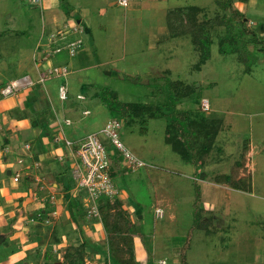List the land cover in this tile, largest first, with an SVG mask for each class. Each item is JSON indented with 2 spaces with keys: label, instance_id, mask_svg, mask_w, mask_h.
Masks as SVG:
<instances>
[{
  "label": "rangeland",
  "instance_id": "1",
  "mask_svg": "<svg viewBox=\"0 0 264 264\" xmlns=\"http://www.w3.org/2000/svg\"><path fill=\"white\" fill-rule=\"evenodd\" d=\"M40 3L0 0V87L18 75L21 57L33 62L32 53L45 30L68 35L64 46L52 44L39 50L47 49L56 66L67 65L71 70L65 79L48 76L46 80L52 88L67 80V100L77 109L71 125L64 126L67 136L76 144L117 117L122 122L120 139L147 163L122 169L111 165L126 222L134 224L131 250L136 264H159L160 260L165 264H264V52L248 44L251 53H243L244 61L243 54L226 47L220 50L225 33L240 31L237 22L230 29L224 24L209 26L204 50L190 33L172 37L168 29L167 14L174 8L200 7L197 23L230 11H222L215 0H62L55 10L57 24H51L49 12L41 11ZM232 7L245 15L248 28L264 36V0H232ZM70 18L81 19L76 29ZM77 39L83 40L78 51L83 48L89 57L83 64L78 63V51L70 56L65 48ZM225 39L229 45V38ZM57 47L61 51H55ZM25 79L19 89L31 84L28 76ZM186 86L194 91L175 100L176 109L191 111L195 119L202 114L221 121L213 147L199 164L187 163L165 141L167 116L125 119L117 106L119 102L165 106ZM19 89L0 92L8 95ZM204 98L207 110L201 106ZM99 136L107 148L114 149L107 137ZM57 169L63 178L71 179V170ZM232 169L237 178L248 175L244 183L251 184V190L215 181L217 175L233 174ZM72 190L81 198L89 197L84 188ZM157 208L160 215L155 214ZM90 233L108 251L106 230L91 227ZM119 243L127 248L122 239ZM103 257L107 259L106 254Z\"/></svg>",
  "mask_w": 264,
  "mask_h": 264
},
{
  "label": "crops",
  "instance_id": "2",
  "mask_svg": "<svg viewBox=\"0 0 264 264\" xmlns=\"http://www.w3.org/2000/svg\"><path fill=\"white\" fill-rule=\"evenodd\" d=\"M42 4L41 11H48L50 23L57 24L55 10L62 6L61 0H42ZM70 20L74 29L81 22ZM57 32L45 30L35 45L33 62L21 57L20 70L15 71L18 75L0 87L23 76L31 80L12 94L0 92V233H10L13 228L10 235L0 237V264H79V246L83 255L80 263L110 264L108 251L90 233L91 227L104 230L100 217L88 212L90 198H81L73 188L64 191L63 186L74 180L71 172L69 180L57 169L59 166L65 173L72 170L73 151L60 137L69 139L64 126L71 125L77 111L73 102L59 99L62 80L56 88L46 84L45 70L55 64L47 49L39 50L52 48V44L64 46L69 37ZM82 49L77 53L80 64L89 60ZM77 98L84 96L78 94ZM16 174L18 181L14 180Z\"/></svg>",
  "mask_w": 264,
  "mask_h": 264
},
{
  "label": "trees",
  "instance_id": "3",
  "mask_svg": "<svg viewBox=\"0 0 264 264\" xmlns=\"http://www.w3.org/2000/svg\"><path fill=\"white\" fill-rule=\"evenodd\" d=\"M215 2L222 11L226 12L227 10H229V15L224 14L220 17L216 16L211 20H206L204 22L200 21L197 23L196 16L201 10V8L198 6H190L188 8H174V17L173 15H171L173 11H169L167 15H170L168 23L170 36L174 37L178 34L190 33L192 36V40L196 44H201L204 50V46L207 47V45L209 44V26H212L213 24H224L228 29H230L232 23L237 22L240 31L238 33L227 31L228 34L225 33L224 37H222L223 39L220 41V50L224 52L223 48L226 47L227 49L236 51L240 54L246 52L251 53L248 48V44H253L254 46H259L257 51L264 52V36L257 35L254 30L246 26V19H244L245 15L240 10L232 7V0H215ZM173 19L176 20L172 21ZM172 23H176V25L181 24L182 28L176 29ZM225 35L229 38V45L225 43V41L227 40L225 39ZM202 40L204 42H202ZM242 59L246 61L245 54L242 55ZM45 73L47 76L46 70ZM63 78L65 79L66 77ZM64 79L60 83L59 88L61 85H66L69 91L67 80ZM173 85L176 84L174 83ZM193 91L194 88L186 86V89L184 88V91L175 93L172 96V102L168 103L165 106L163 104L154 105L152 103L148 104L140 102H119L117 106L120 114H122V116H125V119H129L131 117H144L145 114H147L149 118L167 116L168 122L166 123L165 127V141L170 144L174 150L179 152L187 163L191 162L193 164H199V162H202V160H200L202 156L207 154L213 147L214 138L220 128L221 121L216 118H205L202 114V117H200V119H195L192 117L191 111L176 109V107L174 106V101H177L184 96H191ZM112 105V103L107 104L110 109L113 108ZM195 113L196 115H198L197 112ZM144 120V118L143 120L141 119V123L144 124V122L146 121ZM140 131L144 133L145 128L140 127ZM111 162V165L116 169H122L123 166L130 167L117 152H114L111 158ZM232 172L233 174L231 175H217L215 181L229 182L233 187L246 191L252 189L251 184L246 186V183H244V181L249 180L248 175L237 178L234 175V169H232ZM73 187L74 183L70 182L64 185L63 189L64 191H68ZM199 197L200 195L198 194L196 200ZM122 203L123 200H121L120 198H117L112 202L106 199V201L99 207L100 218L108 235V259L110 261V264H136L137 261L135 259V255L133 253V250H131L133 233L132 229H134V224L126 222ZM77 208H81L80 203H77ZM17 219L18 216L16 215L13 218V222L17 221ZM12 232L13 228L10 229V233L0 234V237L8 236ZM119 239L123 240V243L128 248V250H126L127 248H123L121 243H119ZM81 249V246L77 248L76 256L79 258L80 262H83V255L80 251ZM125 253H128V256H126ZM76 256L75 258H77ZM184 256L185 254L182 253V262L184 261ZM80 262L78 263L83 264Z\"/></svg>",
  "mask_w": 264,
  "mask_h": 264
},
{
  "label": "built area",
  "instance_id": "4",
  "mask_svg": "<svg viewBox=\"0 0 264 264\" xmlns=\"http://www.w3.org/2000/svg\"><path fill=\"white\" fill-rule=\"evenodd\" d=\"M32 2L36 0H30ZM126 1V0H124ZM76 29V28H75ZM78 31H83L78 30ZM81 39L69 42L65 48L70 56H73L81 46ZM57 52L61 51L57 47ZM47 76H63L66 77L69 73L67 65L56 66L52 65L47 67ZM23 76L20 79L13 80L2 88V93H9L13 90H18L24 85ZM43 78H41L42 80ZM30 80V79H29ZM31 83V80H30ZM68 89L66 85H61L59 88L58 96L61 100L67 99ZM201 106L204 110L209 108L207 99H202ZM83 114H88L87 110ZM121 120L117 117L108 119L100 132H91L83 140L77 141L75 144L65 136L62 138L64 144L73 151V164H72V178L74 180V188L86 189L89 194L91 203L88 206V212L100 217L99 207L100 203H104L106 199L115 200L121 199V191L115 186L111 179V158L114 152H117L131 168L146 166L147 163L141 158L137 157L131 152L122 142L119 135L121 128ZM99 133L103 134L113 145L114 149H109L101 140ZM14 180H19V175L14 176ZM161 208L155 209V214L160 215ZM159 264H165L160 260Z\"/></svg>",
  "mask_w": 264,
  "mask_h": 264
}]
</instances>
